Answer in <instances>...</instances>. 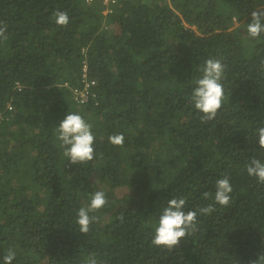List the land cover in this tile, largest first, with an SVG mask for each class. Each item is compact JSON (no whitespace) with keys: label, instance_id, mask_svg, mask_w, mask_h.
<instances>
[{"label":"trees","instance_id":"1","mask_svg":"<svg viewBox=\"0 0 264 264\" xmlns=\"http://www.w3.org/2000/svg\"><path fill=\"white\" fill-rule=\"evenodd\" d=\"M264 0H0V264H249L264 253ZM67 12L59 26L53 13ZM87 48L94 96L74 102ZM209 58L224 64L216 117L191 96ZM67 83V84H66ZM71 86V87H70ZM68 112L95 136L94 159L71 164L57 139ZM124 135L123 146L109 142ZM228 177L231 202H215ZM126 192L118 195L117 191ZM96 191L107 203L87 234L77 212ZM204 193H209L208 197ZM197 211L196 231L172 251L151 244L171 198ZM213 204L205 215L198 209ZM123 214V221L120 216Z\"/></svg>","mask_w":264,"mask_h":264},{"label":"clouds","instance_id":"2","mask_svg":"<svg viewBox=\"0 0 264 264\" xmlns=\"http://www.w3.org/2000/svg\"><path fill=\"white\" fill-rule=\"evenodd\" d=\"M53 16L57 25H68L69 16L67 12L57 10L53 13ZM6 31V24L0 26V39L7 40ZM246 32L248 37L252 39H256L260 37L261 33H264V9H255L251 12V22L248 23ZM84 60L87 62V56L85 57V55ZM224 67L221 60L209 58L201 68L202 77L196 81L191 100L195 109L202 114L200 117L202 122L213 120L218 110L222 107L224 91L221 80L224 74ZM89 79L93 78L89 77ZM72 98L74 100L73 94ZM74 102L85 104L89 100L85 103H78L75 100ZM56 130L57 139L61 142L60 146L64 149L63 155L71 164L87 163L94 159L93 145L95 136L92 131V125L80 114L68 112L66 117L57 125ZM256 131L260 148L264 149V127H258ZM108 139L111 144L116 146L122 147L124 144V135L122 133L113 134ZM246 171L249 176L256 177L259 183L264 184V162L260 159L252 157L246 166ZM232 190L228 177L225 176L218 179L216 181L215 202L223 207L228 206L231 202L230 193ZM209 195V193H204L205 197ZM106 203L105 193L96 191L92 195L90 203L86 207L78 209L76 224L81 233L87 234L89 232L91 223L98 220V217L91 215V213L99 211ZM185 205L186 199L184 198L174 197L168 200L167 206L159 217L158 224L154 226L152 245L172 251L180 244L181 238L189 236L196 231L197 211H185ZM213 211H215L213 204H208L198 209L199 213L205 215L211 214ZM120 219L123 221V214H121ZM14 258L15 252L9 248L3 256V262L4 264H12ZM85 264H97L94 255L90 256ZM249 264H264V253H260L258 259L251 260Z\"/></svg>","mask_w":264,"mask_h":264},{"label":"built area","instance_id":"3","mask_svg":"<svg viewBox=\"0 0 264 264\" xmlns=\"http://www.w3.org/2000/svg\"><path fill=\"white\" fill-rule=\"evenodd\" d=\"M92 1V0H88ZM118 0H101V2L106 5L107 7L111 6L112 3L117 2ZM82 54L87 56V48L82 49ZM88 64L86 60H84V66L82 71V79H83V86L81 88H71L74 100L78 103H85L87 102L91 96H94V93L91 90V86L96 84L94 79H89V74L87 71Z\"/></svg>","mask_w":264,"mask_h":264},{"label":"rangeland","instance_id":"4","mask_svg":"<svg viewBox=\"0 0 264 264\" xmlns=\"http://www.w3.org/2000/svg\"><path fill=\"white\" fill-rule=\"evenodd\" d=\"M125 192H126V189L125 188H120V189H118L117 194L118 195H122Z\"/></svg>","mask_w":264,"mask_h":264}]
</instances>
